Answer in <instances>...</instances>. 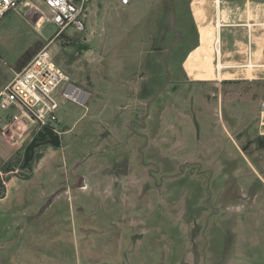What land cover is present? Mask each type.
<instances>
[{
	"label": "rangeland",
	"instance_id": "obj_1",
	"mask_svg": "<svg viewBox=\"0 0 264 264\" xmlns=\"http://www.w3.org/2000/svg\"><path fill=\"white\" fill-rule=\"evenodd\" d=\"M22 11L0 24V83L57 32ZM84 13L82 32L70 27L47 49L87 100H65L67 83L57 86L60 147L37 148L30 177L4 184L0 264H264L260 86L190 83L180 42L163 65L175 37L168 0H91ZM204 54L185 63L189 77L215 79ZM197 61L204 73L193 77ZM16 117L24 149L35 123L0 109L1 120Z\"/></svg>",
	"mask_w": 264,
	"mask_h": 264
},
{
	"label": "crops",
	"instance_id": "obj_2",
	"mask_svg": "<svg viewBox=\"0 0 264 264\" xmlns=\"http://www.w3.org/2000/svg\"><path fill=\"white\" fill-rule=\"evenodd\" d=\"M173 2L175 17L182 27L179 32L181 37L176 42H180L182 46L189 45L180 62L181 74L187 76L190 83L205 85L213 83L221 88L226 81H264V0H173ZM22 10L29 20H34L27 8L9 13H23ZM33 23L35 24V20ZM41 25L36 26L40 28ZM204 45L208 55V68L211 69L207 75L215 77L212 80L193 79L188 76L185 68V63L192 55L197 54L196 59L199 60L205 58V52L198 53ZM200 64L201 62H196L193 66L194 71L191 70V76L196 77L198 73H204V68ZM247 72L251 78L247 77ZM15 73L17 71L13 72V76ZM240 75L244 77L234 78ZM12 77L0 83V91ZM263 113L264 104L259 113L260 126H264ZM7 122L8 120L0 119V162L7 161L18 149L1 134ZM59 133L61 135V132ZM259 135L264 136V133L259 132ZM259 179L262 181L261 177ZM80 187H85L83 180ZM3 191L4 185L0 198L3 197Z\"/></svg>",
	"mask_w": 264,
	"mask_h": 264
},
{
	"label": "built area",
	"instance_id": "obj_3",
	"mask_svg": "<svg viewBox=\"0 0 264 264\" xmlns=\"http://www.w3.org/2000/svg\"><path fill=\"white\" fill-rule=\"evenodd\" d=\"M90 1L41 0L38 5L29 0H0V21L10 11L27 8L36 25L49 22L57 28L47 46L40 49L0 91V109L15 108L21 115H27L35 123L36 132L50 128L60 134L55 128L58 104L52 94L61 82L67 83L61 98L78 105H83L87 100V94L70 83L69 78L59 69L47 47L70 27L77 32L84 30L81 19H85L84 11ZM132 1L119 0L122 6H128ZM25 131L20 117H16L7 122L1 134L16 147Z\"/></svg>",
	"mask_w": 264,
	"mask_h": 264
},
{
	"label": "trees",
	"instance_id": "obj_4",
	"mask_svg": "<svg viewBox=\"0 0 264 264\" xmlns=\"http://www.w3.org/2000/svg\"><path fill=\"white\" fill-rule=\"evenodd\" d=\"M173 2V0H172ZM77 32V31H76ZM63 35V34H62ZM60 35V36H62ZM64 36V35H63ZM68 42L74 44L76 40L74 38L67 39ZM44 46V43L42 41H36L31 46H29L25 53L19 58V62L17 64L16 70L19 72L32 58L33 56ZM247 83V84H253V85H259L261 93L264 97V81H253V82H247V81H226L223 84H239ZM222 84V85H223ZM263 101V100H262ZM36 132V129L34 130V134ZM25 148V147H24ZM23 147L20 149H16L12 156L7 161H1L0 162V184L4 185L10 177H18L20 179L26 180L31 175V163L24 169L21 170L19 166L16 164V161L18 158L22 155ZM38 155L34 154V159H37Z\"/></svg>",
	"mask_w": 264,
	"mask_h": 264
},
{
	"label": "water",
	"instance_id": "obj_5",
	"mask_svg": "<svg viewBox=\"0 0 264 264\" xmlns=\"http://www.w3.org/2000/svg\"><path fill=\"white\" fill-rule=\"evenodd\" d=\"M168 4L171 9V29L175 37L172 39L170 43V49L168 50V53L166 56L162 59V64L165 65L166 59L169 57L173 50L174 43L178 41L181 37L179 31L176 29V21H175V12L173 10L172 6V0H168ZM167 83L170 81V74L167 72ZM166 87L163 88V90ZM151 100L149 104L152 102ZM149 104H147V109ZM42 145H49L52 148H59L61 145L60 141V135L55 133L52 129L50 128H43L41 131L35 132V136L29 141V143L25 146L23 155L21 159H18L16 161V164H20V169L24 170L33 160L34 158V153L37 148H39ZM2 189L3 185L0 184V195L2 194Z\"/></svg>",
	"mask_w": 264,
	"mask_h": 264
},
{
	"label": "flooded vegetation",
	"instance_id": "obj_6",
	"mask_svg": "<svg viewBox=\"0 0 264 264\" xmlns=\"http://www.w3.org/2000/svg\"><path fill=\"white\" fill-rule=\"evenodd\" d=\"M261 104L263 105V104H264V101H261ZM260 110H261V109H260ZM259 113H260V112H259ZM34 136H35V134H33L32 138H33ZM32 138H31V139H32ZM42 146H44V145H42ZM40 147H41V146H40ZM189 165H190V166H193V164H189ZM18 166H19V165H18ZM151 174H153V173H151V172L148 171V175H149V176H152Z\"/></svg>",
	"mask_w": 264,
	"mask_h": 264
},
{
	"label": "bare ground",
	"instance_id": "obj_7",
	"mask_svg": "<svg viewBox=\"0 0 264 264\" xmlns=\"http://www.w3.org/2000/svg\"><path fill=\"white\" fill-rule=\"evenodd\" d=\"M220 66V65H219Z\"/></svg>",
	"mask_w": 264,
	"mask_h": 264
}]
</instances>
